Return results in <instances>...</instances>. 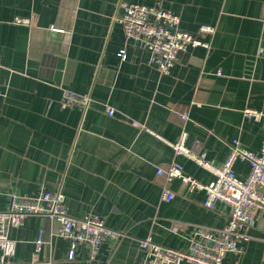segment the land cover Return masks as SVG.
Returning a JSON list of instances; mask_svg holds the SVG:
<instances>
[{
    "label": "crops",
    "instance_id": "crops-1",
    "mask_svg": "<svg viewBox=\"0 0 264 264\" xmlns=\"http://www.w3.org/2000/svg\"><path fill=\"white\" fill-rule=\"evenodd\" d=\"M122 1L161 4L209 47L180 52L168 74L136 44L126 47L123 60ZM201 24L215 26V33L200 34ZM64 89L88 93L93 102L86 111L64 107ZM0 90V211L13 193L61 190L72 216H98L126 233L120 240L106 236L96 260L85 244L70 258L59 222L31 214L9 228L17 241L12 264H141L139 240L148 236L188 248L192 224L222 227L229 207H206L204 190L168 180L158 169L179 161L200 182L213 180L175 153L171 142L183 127L188 144L200 142L217 164L234 138L259 152L264 116L247 119L243 110L264 113V0H0ZM249 169L246 160L235 164L241 179ZM166 189L175 193L169 201L162 199ZM247 232L251 239L241 252L227 253L225 264H264L263 208Z\"/></svg>",
    "mask_w": 264,
    "mask_h": 264
},
{
    "label": "built area",
    "instance_id": "built-area-1",
    "mask_svg": "<svg viewBox=\"0 0 264 264\" xmlns=\"http://www.w3.org/2000/svg\"><path fill=\"white\" fill-rule=\"evenodd\" d=\"M121 16L125 35V47L119 55L124 60L127 57L126 47L136 44L146 49L150 54V62L155 64L162 74L171 72L178 60L180 52L190 47H209L196 34L181 27V18L161 4L153 6L122 1ZM18 23H28L27 18L17 17ZM216 27L211 24H201L200 34H213ZM2 92L0 90V96ZM93 98L88 93H78L64 89L61 104L64 107L79 106L86 111ZM108 114L114 115L116 109L106 106ZM247 119L260 120L264 113L261 110L246 107L243 110ZM184 122L189 120L188 113L182 115ZM138 125V122H133ZM189 132L183 127L178 139L171 142L174 151L195 162L201 168L213 175V180L207 184L187 174L179 161H174L167 169H158V174L165 175L168 180L180 179L190 190H204L206 198L204 205L215 208L218 202L229 207V219L222 227H212L204 224H192L190 245L188 248H174L155 242L151 236L139 240L144 257L141 264H225L224 257L229 252H241L244 243L251 239L247 228L254 222L255 211L264 209V136L259 152L245 148L239 138H234L229 146L227 158L220 164L209 160L202 144L197 140L188 144ZM246 160L250 169L246 179H241L235 172L238 160ZM175 193L166 189L162 199L169 201ZM31 214H42L57 220L60 224L59 234L71 243L69 256H76L80 244L89 247V259L96 260L100 247L106 236L117 240L126 233L110 229L105 221L98 216L76 218L67 208L66 195L61 190L43 189L35 196L10 195L7 209L0 211V264H12L17 241L9 236V228L19 226ZM43 238L40 233L36 244L40 249Z\"/></svg>",
    "mask_w": 264,
    "mask_h": 264
}]
</instances>
